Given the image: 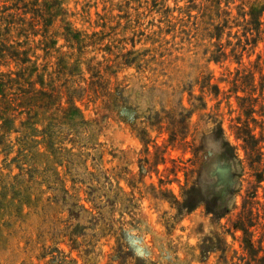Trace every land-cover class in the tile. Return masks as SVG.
<instances>
[{"label": "rangeland", "instance_id": "obj_1", "mask_svg": "<svg viewBox=\"0 0 264 264\" xmlns=\"http://www.w3.org/2000/svg\"><path fill=\"white\" fill-rule=\"evenodd\" d=\"M0 19V264H264V0Z\"/></svg>", "mask_w": 264, "mask_h": 264}, {"label": "trees", "instance_id": "obj_2", "mask_svg": "<svg viewBox=\"0 0 264 264\" xmlns=\"http://www.w3.org/2000/svg\"><path fill=\"white\" fill-rule=\"evenodd\" d=\"M259 14V12H254V11H251V15H253V21L248 23L249 25L252 26V28L248 29L247 32H249L250 35H252L251 31L254 30V32L258 33V30L260 28V25L261 23L259 22V19L256 17L255 18V15L256 14ZM0 21L2 22V19H0ZM9 24V22H8ZM253 40V39H252ZM1 47H0V58L3 59V58H17L20 56V54H25V52L23 53H18V52H8V50L6 49L5 45L3 43L0 44ZM3 77L2 74H0V78ZM248 137H249V134H248Z\"/></svg>", "mask_w": 264, "mask_h": 264}]
</instances>
